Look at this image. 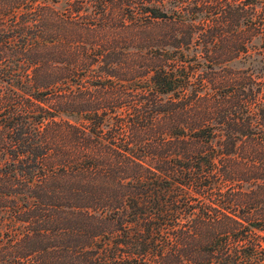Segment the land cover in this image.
<instances>
[{
    "label": "trees",
    "instance_id": "16d2710c",
    "mask_svg": "<svg viewBox=\"0 0 264 264\" xmlns=\"http://www.w3.org/2000/svg\"><path fill=\"white\" fill-rule=\"evenodd\" d=\"M257 38L264 0H0V264H264Z\"/></svg>",
    "mask_w": 264,
    "mask_h": 264
},
{
    "label": "rangeland",
    "instance_id": "374dc122",
    "mask_svg": "<svg viewBox=\"0 0 264 264\" xmlns=\"http://www.w3.org/2000/svg\"><path fill=\"white\" fill-rule=\"evenodd\" d=\"M229 66L235 70L252 69L260 72L264 68L263 41L260 38L255 39L250 46L249 54L231 61ZM8 104L9 102L6 103L3 92L0 91V110H4Z\"/></svg>",
    "mask_w": 264,
    "mask_h": 264
}]
</instances>
